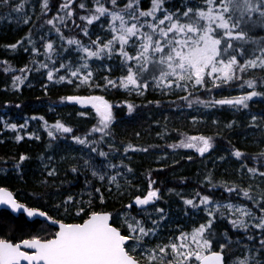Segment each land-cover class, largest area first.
<instances>
[{"label":"trees","instance_id":"16d2710c","mask_svg":"<svg viewBox=\"0 0 264 264\" xmlns=\"http://www.w3.org/2000/svg\"><path fill=\"white\" fill-rule=\"evenodd\" d=\"M65 2L48 0L47 8L44 0L0 2V187L12 191L29 208L67 224L83 223L93 212H109L123 234L127 232L118 224L120 215H133L147 224L156 214L168 224L160 227L154 239L166 245L168 241L185 243L177 238L189 237L204 225V237L210 241L207 252H223L226 264L244 259L248 264H264V229L255 227L264 217V176L260 175L264 172V69L249 68L240 73V80L221 87H213L209 79L205 87L189 86L188 91L149 87L140 94L119 86L104 87L106 77L118 81L125 74L121 58L105 53L100 59H88L67 41L76 39L95 50L93 40L106 43L111 38V18L105 15L88 25L80 17L98 15L97 0H73L70 18L66 15L69 9L60 7ZM127 2L117 0L113 8L111 0H100L110 11H121ZM150 7L151 0H140L141 9ZM163 7L183 12L204 4L203 0H164ZM257 15L242 25L246 40L232 41L240 49L234 54L241 63L264 56L259 50L264 46V26L253 23ZM48 43L53 45L50 52L46 51ZM85 61L89 68L82 72L93 74L88 84L59 80ZM61 64L66 67L60 68ZM50 70L52 80L48 79ZM16 76L24 78L23 83L14 84ZM248 80L255 82L253 88L241 86ZM251 91L259 95L247 101V107L213 103ZM89 96L103 97L111 105L113 120L103 133L93 131L100 125L90 105L67 99ZM57 121L72 132L57 131L52 127ZM184 136L209 138L211 147L203 155L169 148ZM75 137L86 143H77ZM101 151L106 155L100 156ZM237 151L242 154L239 158L234 155ZM21 155L26 157L22 162ZM151 181V190H157L159 198L139 210L133 202L147 195ZM203 196L209 197V204H200ZM188 199L198 206L185 204ZM227 204L250 211L253 222L233 227L231 221L238 219L222 207ZM54 232L46 222H29L23 215L0 212V239L13 243L48 239ZM197 262L191 258L185 264Z\"/></svg>","mask_w":264,"mask_h":264},{"label":"snow or ice","instance_id":"6c2138e0","mask_svg":"<svg viewBox=\"0 0 264 264\" xmlns=\"http://www.w3.org/2000/svg\"><path fill=\"white\" fill-rule=\"evenodd\" d=\"M0 2L6 4L8 0H0ZM72 4L73 0H66L60 6L62 9H69L66 13L69 18L73 16L70 7ZM97 4L95 13L98 15L81 16L80 19L86 20L87 24L91 25L102 16H110L111 38L106 43L103 41L98 43L99 38L93 40L92 45H95V50L82 46L76 39H70L67 43L77 45L88 59H100L105 53L109 58L113 55H118L121 58L125 74L118 81L106 77L104 87L119 86L128 90H137L140 94H143V91L149 87H155L162 91L173 88L188 91L189 86L193 88L205 87L209 79L213 81V87H221L240 80V73L249 68L264 69V56H255V58L241 63L234 54L240 49L232 42L246 40L247 31L242 28V25L248 24L254 14L258 15L253 23L264 26V0H203L204 7L197 9L187 7V10L183 12H180L179 9L176 11L166 10L163 7L164 0H151V7L147 10L140 8V0H128L121 11H110L100 4V0H97ZM111 4L115 8L117 0H111ZM44 7H48V0H44ZM80 7L83 8L84 5L81 4ZM16 10L19 11V8ZM158 12L162 15L158 16ZM149 17L151 19H147ZM48 23L52 24L53 21L48 20ZM57 30L59 31V29ZM84 32L85 35L88 34L86 28ZM11 47L15 48L16 45H11ZM52 49L53 45L48 43L46 51L50 52ZM259 50L264 52V46ZM41 66L46 68L47 64ZM65 67L64 64L60 65V68ZM88 68L89 65L85 61L76 70L69 71L67 77L60 76L59 80L73 83L78 79L80 84H88L93 74L90 70L82 72ZM59 70L55 71L59 72ZM20 71L23 72L25 69H20ZM53 76L54 72L50 70L48 79L52 80ZM23 80L24 78L16 76L14 84L17 81L23 83ZM254 83V81L248 80L244 81L241 86L247 84L249 88H253ZM257 95L259 93L251 91L234 99L225 98L213 101V103L247 107L246 102ZM187 98L181 97V99ZM67 99L81 105H90L95 110L100 126L94 127V132L103 133L113 120L111 105L103 97H67ZM199 102L204 103L203 101ZM189 106H191V102ZM128 107L131 112L132 106ZM10 127L15 130L17 126L11 125ZM52 127L63 133L72 132L71 128L59 121ZM48 135L53 136V132L49 131ZM20 139L21 137L18 136L17 140ZM75 139L79 144L86 143L79 137H75ZM173 147L195 149L203 155L209 150L211 143L209 138L203 136H189L187 141H181L180 144ZM144 150L146 151V149ZM92 151L96 152L97 149L93 148ZM99 155L105 156L106 154L101 151ZM234 155L239 158L242 154L237 151ZM25 159V156H20L21 162ZM73 171L76 170L73 169ZM249 171L255 172L256 169L250 168ZM93 175H96V172H93ZM260 175L264 176V172H261ZM100 178L104 179L103 176ZM112 179L114 180L115 177ZM152 183L154 181L150 182V190L146 196L135 199V205H148L154 199L159 198L158 191L151 190ZM3 191L0 189V192ZM228 191H233V189H228ZM197 196L199 197V193ZM244 196L247 197L248 193L244 192ZM0 203L10 205L13 211L23 209L28 217L46 216L42 211L37 212L18 204L8 193L0 196ZM184 203L193 207L198 206L192 199L185 200ZM209 203V197H200V204L207 205ZM131 206L129 205V207ZM227 207L233 208L232 205H227ZM235 211L242 216H251L249 211L239 207H236ZM261 211L264 212V207L261 208ZM77 215H80V212H77ZM109 218L108 214L93 212L83 223L66 224L53 220V224L59 225V230L54 233L52 238L48 239L31 238L19 243L0 239V264H141L140 260L132 254L135 248L130 249L128 242L135 240L137 244L142 243L143 237L150 235L153 229H146L140 221L133 218L132 223L126 222L129 234H122L109 224ZM231 223L233 227H246L243 220H233ZM208 226H211V221ZM255 227L264 229V217H261ZM205 231L206 227L201 225L192 233L191 238L200 246L199 248L191 249L186 243L188 237L182 234L177 239L183 240L185 243L173 242L159 247L157 251L162 254L159 260L156 255L149 252L147 264H154V262L155 264H172V261L164 260V257L169 255L166 249H170L171 254L176 257V264H185L192 257H195L201 264H222L223 257L220 253L213 252L207 256L201 254V248L210 247L209 239L204 237ZM131 233H137V235L133 236ZM261 243L264 244V241ZM183 249L188 250L185 252L182 251ZM238 264H247V260H240Z\"/></svg>","mask_w":264,"mask_h":264},{"label":"rangeland","instance_id":"374dc122","mask_svg":"<svg viewBox=\"0 0 264 264\" xmlns=\"http://www.w3.org/2000/svg\"><path fill=\"white\" fill-rule=\"evenodd\" d=\"M158 16L162 15L160 13H157ZM127 19V17H126ZM189 136H184L179 142L175 143L173 146L175 145H178L180 144L181 141H187V138ZM169 146V148H173V149H181V150H193V151H196L195 149H188V148H184V147H173V146ZM155 202V199L149 203L148 205H144V206H137V208L139 210H143V208L145 207H148L150 205H152L153 203ZM227 205H232V204H227ZM227 205H223L222 207L229 211L231 214H233V216H235L236 219L238 220H243L244 223L246 224H250L253 222V216H252V213H251V216H242L239 212H236L235 211V208L236 207H239L241 209H244L246 210L244 207L242 206H239V205H232L233 208H228ZM133 218L135 220H138L141 222V225L143 227H145L146 229H153V232L148 235V236H145L143 237V240H142V243L140 244H137V241L135 240H132V241H129L128 243V246L129 248H135V251L132 252V254L138 259L140 260V262L142 264H147V261H148V253L151 252L153 255H156L157 256V259L159 260V257L162 255L160 254L157 249L159 247H164L166 246V244H161V241L160 240H157V239H154L155 235H158V231L160 230V227L161 226H165L167 225L168 223L166 221L163 222V220L161 218H159V216H157L156 214H153L150 218V221L149 223L147 224H143L142 223V219L141 218H138V217H134L133 215H129V214H123V215H120V217L118 218V224L120 226H123L125 227L126 229V232L127 234H129V229L127 227V223H132L133 222ZM155 221V223H154ZM40 222H45V221H40ZM127 222V223H126ZM48 224V223H47ZM148 226V228H147ZM55 233V232H54ZM131 235L135 236L137 235V233H131ZM192 235H190L188 237V241L191 243V244H188L190 247H192L191 249L195 250L197 248H199L200 246L197 245L191 238ZM168 241V240H167ZM170 243H172L171 241H168V244L169 245ZM201 254L204 255L207 251H208V248H201ZM166 251L169 252V255L165 256L164 257V260L165 261H172V264H176V257L174 255L171 254V250L170 249H166ZM182 251H186V249H183ZM192 258H195V257H192ZM155 264V262H154ZM198 264V262H197ZM232 264H238V263H232ZM248 264V263H247Z\"/></svg>","mask_w":264,"mask_h":264},{"label":"water","instance_id":"95a60500","mask_svg":"<svg viewBox=\"0 0 264 264\" xmlns=\"http://www.w3.org/2000/svg\"><path fill=\"white\" fill-rule=\"evenodd\" d=\"M0 189H3L4 191L3 192H0V196H4L5 193H8V194H11L12 198L18 203V204H21V205H24L23 203H21L20 201H18L15 197V195L12 193V191H10L9 189L7 188H4V187H0ZM133 204L135 205V201L133 202ZM25 207L29 208L28 206L24 205ZM30 209H34V208H30ZM2 210H7L9 211L13 216H19V215H23L29 222H33V221H45L47 222L49 225H51L52 227L56 228V231L59 230V225L58 224H53L52 221L54 219L50 218L46 213V216L42 217V216H39V215H34L33 217H28L27 214L23 211V209H18L16 211H13L11 206L10 205H7V204H3V203H0V212ZM36 210L37 212L41 211V210H38V209H34ZM101 214H108L109 215V224L113 227H115L114 225H112L111 223V214L109 212H100ZM60 223H64V222H61V221H58ZM67 224V223H66ZM70 224H75V223H70ZM117 228V227H115ZM118 229V228H117ZM119 230V229H118ZM120 231V230H119ZM121 232V231H120ZM23 241V240H22ZM8 242H11V241H8ZM21 242V241H19ZM19 242H16V243H19ZM13 243V242H11ZM213 252H216V253H220L223 257V260H222V264H225V258H224V255L222 252L220 251H212V252H206L204 255L207 256V255H210L211 253ZM198 264H201L200 261H198Z\"/></svg>","mask_w":264,"mask_h":264}]
</instances>
